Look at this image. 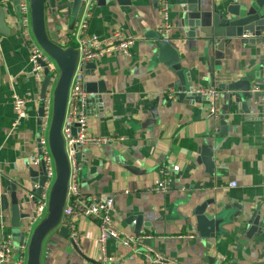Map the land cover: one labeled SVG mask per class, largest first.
<instances>
[{"label":"crops","instance_id":"obj_1","mask_svg":"<svg viewBox=\"0 0 264 264\" xmlns=\"http://www.w3.org/2000/svg\"><path fill=\"white\" fill-rule=\"evenodd\" d=\"M67 0H54L45 10V25L56 31L63 48L72 47L67 32ZM108 0L91 5L88 34L108 41L115 33L131 41L129 54L113 53L90 61L84 69V84L102 82L107 93L102 102L88 104L86 133L98 137L123 138L103 145L79 149L82 170L79 190L99 201L111 199L114 227L124 235L143 236L131 250L117 242L106 244L108 264H152L146 254H161L178 264L264 263V224L247 236L249 225L241 220L222 228V234L201 238L192 210L207 199L241 209L245 218L261 211L262 158L260 139V96L230 103L223 87L240 76L256 75L261 67L260 42L249 36L232 40L224 51L206 47L202 40L187 38L180 26L181 5L176 0ZM209 5L232 2L207 0ZM166 5V12L162 7ZM10 30L0 37V238L10 234L11 213L8 184L28 182L29 160L39 153L38 139L47 130L37 124V109L43 75L29 64L28 43L21 34L17 13L9 0H0ZM165 33L175 42L180 64L191 79L192 89L215 86L220 96L218 116L208 117V102L179 101L172 71L153 60V48L145 35ZM200 34L197 33V36ZM74 42V39H73ZM174 85V86H173ZM254 88L261 84L254 78ZM89 94V93H88ZM27 100L25 118L13 125L12 96ZM90 99L97 94L90 93ZM156 105L152 122L150 108ZM206 149L210 155L202 157ZM203 158L210 159L208 170ZM167 172L168 190H151ZM235 183L236 186L232 184ZM34 184H28L32 189ZM22 193L18 192V200ZM31 195L26 211L32 215ZM262 216H264L262 214ZM136 223H134V222ZM77 240L55 231L42 244L40 264H93L102 258L97 238L98 220L73 217ZM139 234H135L138 230ZM19 243H16V245ZM26 257V253L24 254ZM89 260L85 263V260ZM15 251L5 264H17Z\"/></svg>","mask_w":264,"mask_h":264},{"label":"water","instance_id":"obj_2","mask_svg":"<svg viewBox=\"0 0 264 264\" xmlns=\"http://www.w3.org/2000/svg\"><path fill=\"white\" fill-rule=\"evenodd\" d=\"M12 3L20 20L18 0H9ZM30 8V25L32 36L42 51L54 62L58 71V76L51 81V74L42 63V83L39 93V105L37 109V124L42 126L44 119V106L47 93H51V113L47 129V144L50 155L54 164L55 178L49 190L46 214L39 223L32 229L26 250L25 264H40V255L42 244L46 237L56 232L62 237L69 236L68 229L62 225L61 216L65 205L70 167L65 153L64 140L61 135V127L64 120L66 104L68 99L69 86L72 76L75 72L78 61V52L75 48H63L64 42L60 40L56 31H49L45 25V10L47 7L54 8V0H28ZM86 0H67L69 8V20L67 23V32H73L76 21L81 14V10ZM99 5H103L108 0H95ZM120 4H129V0H116ZM181 5L180 26L182 32L187 38L194 40L202 39L206 43V47H212L216 52H222L225 46L230 44L232 40L245 38L249 36V40L253 43L260 42L264 33V0H242L225 4V6L209 5L207 0H176ZM197 33L200 35L197 36ZM10 30L6 23L5 12L0 6V37H8ZM153 48V60L157 63L168 67L175 79L176 84L175 96L179 101L188 100L198 102L203 98L195 93H190L191 79L184 72L179 59V52L175 42L180 43L182 38L171 40L165 33L159 31H150L145 35ZM173 41H175L173 43ZM262 57V56H261ZM93 68V62H87L84 69ZM259 81L261 84V68L254 76L248 74L240 76L237 79L226 84L223 89L226 99L232 102L247 101L252 94V80ZM52 84V85H51ZM174 86V85H173ZM87 93L97 94L91 98L89 103L102 102V95L107 91L102 82L97 84L89 82L84 84ZM257 95L260 96L259 93ZM94 101V102H93ZM152 113V122L156 120V105L150 108ZM76 130H73L75 133ZM39 141V139H38ZM39 148V147H38ZM203 151L204 148H203ZM202 157L210 155V151L206 149L202 152ZM204 164L208 170L212 169L213 163L210 159L203 158ZM46 181V173L43 162L41 161L36 170L28 169V182L21 181L16 184H8V192L10 202L6 206L9 207L11 213V236L17 239L19 244L25 242L26 234L29 229L27 227L30 213L26 211L29 205V199L26 195H31L32 203L35 205L34 198L39 196L42 186ZM34 184L32 189L28 188V184ZM36 186V187H34ZM18 192L22 193L18 200ZM192 214L198 235L201 238H213L222 234V228L232 222V219L243 221L249 225L247 236L260 229V225L264 224V216L260 210L252 213L250 217L245 218L241 213V209L232 213L230 207L219 206L214 203L213 199H207L200 205H197ZM136 223V222H135ZM138 229V226L136 227ZM139 229L135 234H139ZM74 245V243L71 241ZM85 263L89 260L84 259ZM83 264V263H81ZM94 264V263H93ZM264 264V263H256Z\"/></svg>","mask_w":264,"mask_h":264},{"label":"built area","instance_id":"obj_3","mask_svg":"<svg viewBox=\"0 0 264 264\" xmlns=\"http://www.w3.org/2000/svg\"><path fill=\"white\" fill-rule=\"evenodd\" d=\"M160 1L165 2L167 0ZM225 1L239 2L242 0ZM94 3L95 0H86L72 32L75 43L74 48L78 52V61L76 64L75 72L70 82L65 115L61 127V135L64 140V148L70 167V174L68 181V191L65 205L62 210L60 225L68 229L69 239L75 244L78 235L76 233L75 225L72 222V218L82 217L90 220H98L99 235L97 238V244L99 246L100 252L102 253V258L100 261L94 264H108L110 262V258L106 256V244L108 242H117L124 248L133 250L142 242L144 237L138 235H124L114 227L111 218V212L113 210V202L111 199L99 201L94 197L82 195L79 190V175L82 170V158L79 152L80 147L84 145H103L110 142L123 140V138L98 137L86 133L85 128L87 124V110L90 95L84 89L85 80L83 75V68L87 62L97 60L106 55H111L113 53L128 55L130 45L132 44L131 41L123 38L120 33H115L114 35H112L111 39L107 42L101 41L96 36L88 34L87 30L90 20V9L91 5ZM18 6L20 14L19 25L21 34L28 43V61L31 65V70L35 74L42 75V63H45L46 68L51 74L52 81V79H55L58 76V71L54 62L42 51V49L37 45L32 36L29 2L28 0H19ZM161 9L163 12H166V5H164ZM260 46L262 49L260 67L262 83L259 87L252 89V92L260 94L259 121L260 139L263 150L261 213L264 215V33L261 36ZM190 93L198 94L202 98H204L209 105L208 117L213 119L217 118V101L219 99L220 92L215 86L205 89H193L190 91ZM26 104V99L17 95L12 96V111L14 114L13 125H17L25 118ZM44 112L45 115L42 127L43 129L47 130L51 113L50 92L47 93L45 99ZM74 129L76 130L75 133H73ZM38 146L39 153L31 156L29 160L34 166H38L41 161L43 162L46 173V181L42 186V190L39 196H36L34 198L35 208L32 215L28 219L27 227L29 231L26 234L25 242L16 245L13 242L12 236L10 234H7L0 238V264H5L8 258L15 251L18 252L17 264L26 263V257H24V254L27 250V243L30 233L46 214L49 190L55 178V171L53 160L48 149L47 139L44 137H40ZM168 185L169 179L167 177V172L165 170H161V178L159 182L151 188V190L154 192L165 193L168 190ZM232 185L236 186L235 183H233ZM146 256L150 259L152 264H178L177 262L170 260L161 254H146Z\"/></svg>","mask_w":264,"mask_h":264},{"label":"trees","instance_id":"obj_4","mask_svg":"<svg viewBox=\"0 0 264 264\" xmlns=\"http://www.w3.org/2000/svg\"><path fill=\"white\" fill-rule=\"evenodd\" d=\"M70 35H73L72 33H70ZM73 37V36H72ZM71 39V46H72V48H74L75 47V43L73 42V39L72 38H70Z\"/></svg>","mask_w":264,"mask_h":264},{"label":"rangeland","instance_id":"obj_5","mask_svg":"<svg viewBox=\"0 0 264 264\" xmlns=\"http://www.w3.org/2000/svg\"><path fill=\"white\" fill-rule=\"evenodd\" d=\"M44 138H46V133H44ZM12 240H13V242H14L15 244L18 242V240H17V239H14L13 237H12Z\"/></svg>","mask_w":264,"mask_h":264},{"label":"bare ground","instance_id":"obj_6","mask_svg":"<svg viewBox=\"0 0 264 264\" xmlns=\"http://www.w3.org/2000/svg\"><path fill=\"white\" fill-rule=\"evenodd\" d=\"M29 2V1H28ZM18 5H19V0H18ZM29 10H30V8H29Z\"/></svg>","mask_w":264,"mask_h":264}]
</instances>
